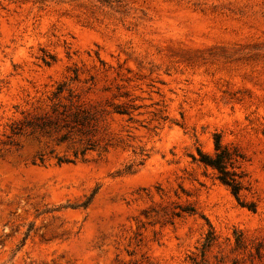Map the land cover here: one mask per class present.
I'll use <instances>...</instances> for the list:
<instances>
[{
	"label": "rangeland",
	"instance_id": "374dc122",
	"mask_svg": "<svg viewBox=\"0 0 264 264\" xmlns=\"http://www.w3.org/2000/svg\"><path fill=\"white\" fill-rule=\"evenodd\" d=\"M62 82L111 147L2 151L0 264H264V0H0V134Z\"/></svg>",
	"mask_w": 264,
	"mask_h": 264
},
{
	"label": "trees",
	"instance_id": "16d2710c",
	"mask_svg": "<svg viewBox=\"0 0 264 264\" xmlns=\"http://www.w3.org/2000/svg\"><path fill=\"white\" fill-rule=\"evenodd\" d=\"M47 108L40 113L26 114L8 125V131L0 134V154L8 146L18 145L24 136H36L51 140L55 146H65L67 153L56 156L57 164H75L85 161L91 153L106 154L111 144L100 137V123L103 110L86 103L67 82L57 84L49 97ZM113 112L130 115L122 105H111ZM54 154V150L49 152ZM199 162L211 167L218 174L219 181L227 186L239 200L242 190L241 177L234 171V154L215 139L213 155L198 151ZM45 153L39 154L40 164L45 163ZM88 200L82 207H87Z\"/></svg>",
	"mask_w": 264,
	"mask_h": 264
}]
</instances>
